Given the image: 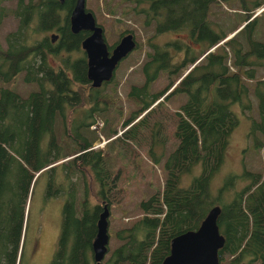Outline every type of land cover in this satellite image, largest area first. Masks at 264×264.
<instances>
[{"label":"trees","instance_id":"obj_1","mask_svg":"<svg viewBox=\"0 0 264 264\" xmlns=\"http://www.w3.org/2000/svg\"><path fill=\"white\" fill-rule=\"evenodd\" d=\"M2 1L0 25L8 14L17 24L5 36V46L0 45V81L10 82L22 73L24 81L38 89L24 97L0 88V264H22V248L26 249L24 241L20 249L19 244L25 239L29 188L38 178L35 174L44 170L52 172L46 183L48 197L63 190L54 181L58 170L70 181L49 264H92L91 246L102 205L124 197L119 185L122 166L115 170V161L122 160L132 146L144 144L153 163L165 157L164 183L139 202L141 216L114 232L119 243L112 250L108 244L102 264H162L171 240L196 230L216 205L220 206L217 225L224 236L220 264L264 259V170L245 169L228 176L216 194L210 189L238 124L232 105L251 111L255 103L257 117L251 119L249 138L251 147L264 148V75L259 73L264 71V40L259 39L264 12L254 16L264 0H238L243 14L228 39L230 30L216 31L210 13L214 5H231L234 0H122L127 13L140 16L141 26L153 31L145 43L136 42L135 50L149 48L140 68L144 81L128 89L134 106L124 119L118 116L123 130L119 135V122L110 108L115 99L103 89L113 79L91 87L81 49L87 32L73 33L69 26L76 0L62 4L16 0L11 9ZM178 31L187 34L188 42L176 40L163 46L152 42L158 34ZM47 33L59 37L51 42ZM169 48L182 53L178 62L172 61ZM162 72L170 80L163 89L151 91ZM171 94L186 96L175 111L161 101ZM69 115L73 116L69 119ZM97 118L105 120L102 133L109 139L103 149L93 147L98 136L90 127ZM167 144L172 150L166 155ZM197 167L200 172L182 186L183 176ZM89 174L98 186L95 203L89 201L88 185L83 199L77 197L79 177L86 183ZM248 177L251 182L227 199L225 192L234 181Z\"/></svg>","mask_w":264,"mask_h":264},{"label":"rangeland","instance_id":"obj_2","mask_svg":"<svg viewBox=\"0 0 264 264\" xmlns=\"http://www.w3.org/2000/svg\"><path fill=\"white\" fill-rule=\"evenodd\" d=\"M15 1L16 0H3L2 4L7 9H11L14 7ZM86 8L93 11L97 23L104 28V35L108 45L115 44L125 33H132L136 42L145 43L153 31L151 28L146 29L141 26L142 19L140 16L131 12L127 13L128 8L122 3V0H86ZM108 11H113L115 15H109ZM263 12L264 6H261L255 11L254 16L258 15L259 17ZM239 14H243V12L239 9V1L234 0L231 5L228 3L221 4L220 6L214 5L210 13V19L213 21L216 31H219L220 28L229 31L234 27L237 19H239ZM16 24L17 20L13 14H8L3 19L0 25L1 47L5 46V36L15 29ZM231 30L228 32L229 38L235 33H231ZM259 32L263 36L259 39L264 40V21H260ZM47 34L49 35L50 33ZM228 37L226 39H228ZM176 40L188 42L187 34L181 31L169 32L158 34L152 38V42L160 46L169 42H175ZM148 49L149 48L146 46L142 47V49H134L130 52L128 56L122 59L118 64L111 84L109 83L103 88L106 93L112 95L115 99L110 107L112 112H110L116 116L117 122H119V115V119H124L134 106L132 101L128 99L127 92L131 85H141L144 81L140 68L145 59L144 52ZM169 49L170 53H174H171L174 56L172 61L178 62L177 55L181 56L182 53L177 52L174 48ZM178 53H180V55ZM259 73L264 75V71L262 70H260ZM168 80H170V77L162 72L153 86L151 85V91L163 89L168 83ZM1 87L10 88L24 97H27L30 92L38 89V85L25 82L22 73L15 76L10 82L0 81V88ZM86 91H88L87 86ZM185 100V95L176 94L173 96V94H171L167 100L162 99L161 101L169 108L168 110L175 111ZM232 110L237 116L238 124L230 135L224 161L210 182V189L214 194L217 193L218 188L223 185V181L228 176L240 175L244 172V168L251 172H263L264 170V153L262 151L252 150V143L249 138L251 119L257 117L255 103L252 104L251 111H243L237 104L232 105ZM113 111L117 113H113ZM71 116L73 115L68 116L69 119ZM96 120L97 122L90 127L98 136L93 147L103 149L109 141L102 133L105 120L100 118ZM120 124L121 121L117 124L119 130L118 135L123 132V130H120ZM115 146H120V142H117ZM170 150H172V147L167 144L166 155ZM157 151H159V149ZM112 156H114V153H112ZM65 160H67V158L62 161L64 162ZM164 160L165 157L161 159L159 164L153 163L150 156L147 154V146L144 144L140 147L132 146V150L126 152L122 160L115 161V170L119 165L122 166L120 169L121 182L119 185L124 190V197L119 200V202L109 206L108 232L110 235V250L119 243L114 237V232L142 215V211L138 207L139 202L150 196L155 190L162 188L165 180V172L163 170ZM199 172L200 168H194L191 173L184 175L185 185L182 186H187ZM39 174L36 176V178L38 177L37 180L35 179V182L30 185L28 193L27 213L23 226L25 239L23 236L19 244L20 249L24 241L26 249L24 251L22 248V264H49L59 236L62 207L67 198H69L70 193L68 191L70 189V181L64 178L63 171L58 170L54 177L55 183L60 184L63 190L53 193L56 194L53 197H48L46 195V183L52 172L44 170L39 172ZM248 182V178H237L230 189L225 192L227 199L232 197V193L235 190H239ZM85 185L90 187L89 201L92 203L97 202L98 199L95 193L98 186L93 176L90 174L86 177V183H83L82 179L79 177V183L77 184L78 199H83ZM224 264H229V262L225 261Z\"/></svg>","mask_w":264,"mask_h":264},{"label":"water","instance_id":"obj_3","mask_svg":"<svg viewBox=\"0 0 264 264\" xmlns=\"http://www.w3.org/2000/svg\"><path fill=\"white\" fill-rule=\"evenodd\" d=\"M64 1L59 0L61 4ZM69 26L73 33L87 32L81 42V49L86 56L87 79L93 88H99L103 83L111 81L118 64L136 47L134 35L127 33L120 37L112 50H109L104 28L97 23L94 14L86 8V0L75 1L69 15ZM49 36L51 42H55L59 37L56 33ZM201 59L202 57L199 60ZM38 174L39 172L34 178ZM219 213L220 206H213L196 230H189L175 236L170 242L169 254L163 259L162 264H219L218 251L224 244V237L217 225ZM109 214V206L103 204L91 246L92 264H102L107 254L110 239Z\"/></svg>","mask_w":264,"mask_h":264},{"label":"flooded vegetation","instance_id":"obj_4","mask_svg":"<svg viewBox=\"0 0 264 264\" xmlns=\"http://www.w3.org/2000/svg\"><path fill=\"white\" fill-rule=\"evenodd\" d=\"M125 34H126V33H125ZM125 34H123V35H125ZM123 35H122V36H123ZM122 36H121V37H122ZM116 43H117V42H116ZM116 43H115V44H116ZM115 44H114V45H115ZM111 50H112V48H111ZM251 149L254 150V151L257 150V149L254 148V147H251ZM257 151H262V152L264 153V148H261L260 150H257ZM243 161H244V160H243ZM245 169H246V168H244V170H245ZM246 170H247V169H246ZM248 179H249V182L246 183V184L244 185V187L247 186V185L251 182V178L248 177ZM223 237H224V236H223ZM247 261H248V262L245 261V262H243V263H237V264H264V259L261 260V259H258V258H257V259H249V260H247ZM219 262H220V261H219ZM219 264H220V263H219Z\"/></svg>","mask_w":264,"mask_h":264}]
</instances>
